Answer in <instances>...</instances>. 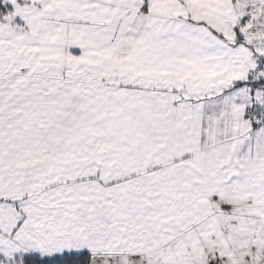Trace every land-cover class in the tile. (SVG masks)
<instances>
[{
  "label": "snow or ice",
  "instance_id": "6c2138e0",
  "mask_svg": "<svg viewBox=\"0 0 264 264\" xmlns=\"http://www.w3.org/2000/svg\"><path fill=\"white\" fill-rule=\"evenodd\" d=\"M0 264H264V0H0Z\"/></svg>",
  "mask_w": 264,
  "mask_h": 264
}]
</instances>
